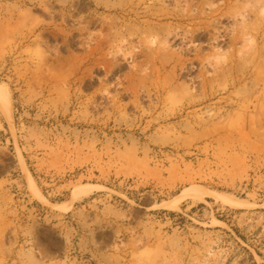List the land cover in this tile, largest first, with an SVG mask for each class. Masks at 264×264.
I'll use <instances>...</instances> for the list:
<instances>
[{"label": "rangeland", "instance_id": "374dc122", "mask_svg": "<svg viewBox=\"0 0 264 264\" xmlns=\"http://www.w3.org/2000/svg\"><path fill=\"white\" fill-rule=\"evenodd\" d=\"M0 264H264V0H0Z\"/></svg>", "mask_w": 264, "mask_h": 264}]
</instances>
